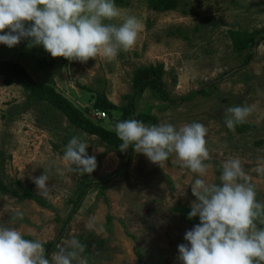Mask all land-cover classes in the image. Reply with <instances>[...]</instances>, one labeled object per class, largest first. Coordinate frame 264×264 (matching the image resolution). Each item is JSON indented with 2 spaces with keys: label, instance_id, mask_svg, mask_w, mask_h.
<instances>
[{
  "label": "rangeland",
  "instance_id": "rangeland-1",
  "mask_svg": "<svg viewBox=\"0 0 264 264\" xmlns=\"http://www.w3.org/2000/svg\"><path fill=\"white\" fill-rule=\"evenodd\" d=\"M115 4L121 16L105 23L119 25L134 16L142 24L135 47L121 50L115 61L53 58L42 46L29 48L28 40L13 48L0 43V59L18 60L34 79L54 86L78 107H87L89 115L96 92H104L116 104L125 103L124 95L132 92L134 69L163 63L162 79L172 101L156 98L146 88L136 100L135 112L151 111L158 124L177 128L204 124L210 157L204 161L207 173L201 178L219 184L222 163L239 159L255 186L257 201L264 202V172L257 171L264 167V36L243 65L247 50L235 53L227 32L264 28V0H178L175 8L165 11L149 8L146 0ZM202 86V93L179 98ZM26 94L16 81L5 84L0 74V178L9 187H17L16 181L32 182L33 192L41 195L32 177L46 168L49 191L41 196L53 208L0 191V226L14 227L29 235V240L55 241L47 252L50 259L53 252L67 248L73 237L81 243L87 239L86 250L73 264H138L136 251L142 264H182L177 260L178 245L188 243L184 235L190 228L174 206H191L196 199L191 184L197 174L182 167L174 154L161 168L134 149L125 172L118 174L128 150L106 146L96 135L75 128L62 113ZM236 105L254 106L246 121L249 127L242 131L237 125L229 130L224 122V110ZM119 113L111 110L110 117L106 112L100 123L111 127ZM73 136L88 143L86 151L97 159L91 176L71 171L63 158ZM112 176L100 194L98 183ZM80 179L91 184L58 235L72 210ZM182 190L186 195H181ZM15 210L24 214L23 220L12 218ZM89 223L93 230L86 227Z\"/></svg>",
  "mask_w": 264,
  "mask_h": 264
},
{
  "label": "clouds",
  "instance_id": "clouds-1",
  "mask_svg": "<svg viewBox=\"0 0 264 264\" xmlns=\"http://www.w3.org/2000/svg\"><path fill=\"white\" fill-rule=\"evenodd\" d=\"M120 16L114 0H0V43L13 48L28 40L29 48L42 46L53 58L81 63L102 58L112 62L121 50L128 52L135 47L142 31V24L134 16L119 25L104 22ZM253 110L252 105L227 107L226 127L234 131ZM114 131L122 141L121 152L131 147L161 168L174 154L182 167L197 174L191 184L196 199L191 202L188 218L198 216L200 222L186 231L184 240L188 243L178 245L177 260L182 264H264V227L258 226L264 225V202L257 201L255 186L239 159L222 163L219 184L201 178L207 173L204 161L210 157L204 124L148 126L133 118L118 121ZM88 145L73 136L64 147L63 158L71 171L91 176L98 164L86 151ZM257 171L264 172V167ZM32 180L41 195L48 194L46 168ZM181 195L186 192L182 190ZM12 218L23 220L24 214L15 210ZM86 227L94 229L91 223ZM84 247L73 237L67 248L61 247L49 259L42 242L25 239L14 227L0 226V264H73Z\"/></svg>",
  "mask_w": 264,
  "mask_h": 264
},
{
  "label": "trees",
  "instance_id": "trees-1",
  "mask_svg": "<svg viewBox=\"0 0 264 264\" xmlns=\"http://www.w3.org/2000/svg\"><path fill=\"white\" fill-rule=\"evenodd\" d=\"M116 3L125 4L126 0H114ZM146 3L149 8L157 11H165L173 9L177 6L178 0H146ZM228 36L230 38L232 50L241 54L243 51H246L244 55L242 64H246L252 54V47L257 45L260 39L264 36V28H256L253 30L247 29H228ZM256 39V40H255ZM164 72L163 63L159 62L156 64H147L138 66L134 69L131 84L132 92L124 95L126 102L122 104H115L109 100L103 92L96 93L94 100L91 104L92 108H100L105 110L107 114L112 117L111 110L120 111L118 117L114 118L111 123V127H105L100 123L103 118L92 117L87 114V107L80 108L76 106L70 99H68L61 92L57 91L54 86L44 83L42 81L36 80L32 77L29 71L24 67V65L18 60L11 58L0 59V74L2 75V80L5 84H11L14 81L18 82L22 88L26 91L27 98L33 99L37 102H45L48 106L62 113L67 120L75 128H78L88 134L96 135L99 140L106 146L119 148V145L122 141L117 137L114 131V125L120 120L127 119H137L139 121L149 122L152 125H158V120L155 114L151 111H140L135 112V104L137 98L140 94L146 89L149 88L154 97L161 100L172 101L170 98L168 90L166 89V84L162 79ZM205 91V87H199L195 89H190L185 94L179 96L180 99H188L189 97L202 93ZM26 108V107H25ZM248 123H242L237 125V130L242 131L248 128ZM133 148L128 149V157L122 168L117 172H125L129 164V160L132 156ZM219 173L218 169H216ZM112 177H106L101 179L99 185V193L103 195L105 184L110 181ZM80 184L78 185V190L76 197L72 200L73 207L68 216L61 225V228L58 231V235L61 233L63 225L67 222L70 214L78 207L80 200L86 192L88 185L91 184L90 180L80 179ZM17 187H9L3 180L0 178V191L3 193H10L20 199L31 198L36 201L38 204L53 208V204L41 195H37L33 192L32 186L33 183L29 182L27 185H23L20 181H16ZM257 198V195H256ZM174 210L178 213L181 220H183L187 226L191 229L195 224L199 223V217L192 219L188 218V213L191 211V206L186 204L177 203L174 206ZM109 216L107 215V219ZM260 226V225H258ZM25 239H31L29 235H23ZM102 239L98 240V243L101 244ZM55 244V241L44 242V248L46 249V256L50 259L48 255V250L51 249ZM82 244L86 248L87 239H85ZM86 250V249H85ZM138 264H142L143 260L141 254L136 251Z\"/></svg>",
  "mask_w": 264,
  "mask_h": 264
},
{
  "label": "built area",
  "instance_id": "built-area-1",
  "mask_svg": "<svg viewBox=\"0 0 264 264\" xmlns=\"http://www.w3.org/2000/svg\"><path fill=\"white\" fill-rule=\"evenodd\" d=\"M89 113H90V116L96 117V118H100V117L103 118L106 115L105 110H102V109L97 108V107H95V108L91 107L89 109Z\"/></svg>",
  "mask_w": 264,
  "mask_h": 264
},
{
  "label": "crops",
  "instance_id": "crops-1",
  "mask_svg": "<svg viewBox=\"0 0 264 264\" xmlns=\"http://www.w3.org/2000/svg\"><path fill=\"white\" fill-rule=\"evenodd\" d=\"M57 90V89H56ZM57 91H59V90H57ZM60 92V91H59ZM100 92H102V91H100ZM62 93V92H61ZM97 93V92H96ZM96 93H95V95H96ZM99 93V92H98ZM104 93V92H103ZM63 94V93H62ZM105 94V93H104ZM64 95V94H63ZM95 95H94V97H95ZM106 95V94H105ZM106 97L109 99V100H111L107 95H106ZM68 98V97H67ZM69 99V98H68ZM138 99H139V97H138ZM71 100V99H70ZM72 101V100H71ZM112 101V100H111ZM73 102V101H72ZM93 102V101H92ZM113 103H115L114 101H112ZM74 103V102H73ZM75 104V103H74ZM116 104V103H115ZM76 105V104H75ZM77 106V105H76Z\"/></svg>",
  "mask_w": 264,
  "mask_h": 264
},
{
  "label": "water",
  "instance_id": "water-1",
  "mask_svg": "<svg viewBox=\"0 0 264 264\" xmlns=\"http://www.w3.org/2000/svg\"><path fill=\"white\" fill-rule=\"evenodd\" d=\"M256 40V39H255Z\"/></svg>",
  "mask_w": 264,
  "mask_h": 264
}]
</instances>
